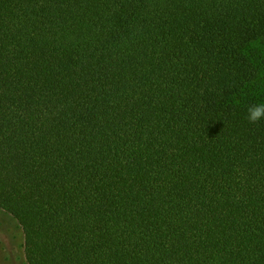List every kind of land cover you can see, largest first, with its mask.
I'll return each instance as SVG.
<instances>
[{
    "label": "trees",
    "instance_id": "trees-1",
    "mask_svg": "<svg viewBox=\"0 0 264 264\" xmlns=\"http://www.w3.org/2000/svg\"><path fill=\"white\" fill-rule=\"evenodd\" d=\"M264 0H0V209L28 264H264Z\"/></svg>",
    "mask_w": 264,
    "mask_h": 264
},
{
    "label": "rangeland",
    "instance_id": "rangeland-1",
    "mask_svg": "<svg viewBox=\"0 0 264 264\" xmlns=\"http://www.w3.org/2000/svg\"><path fill=\"white\" fill-rule=\"evenodd\" d=\"M22 242V232L16 220L0 209V264H28Z\"/></svg>",
    "mask_w": 264,
    "mask_h": 264
},
{
    "label": "clouds",
    "instance_id": "clouds-1",
    "mask_svg": "<svg viewBox=\"0 0 264 264\" xmlns=\"http://www.w3.org/2000/svg\"><path fill=\"white\" fill-rule=\"evenodd\" d=\"M247 111V119L250 123L255 124L264 120V103L250 105Z\"/></svg>",
    "mask_w": 264,
    "mask_h": 264
}]
</instances>
